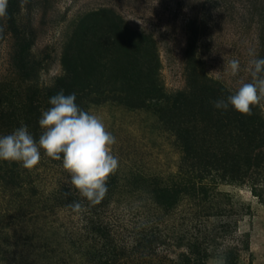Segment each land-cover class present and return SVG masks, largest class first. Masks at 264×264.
<instances>
[{
  "label": "trees",
  "instance_id": "16d2710c",
  "mask_svg": "<svg viewBox=\"0 0 264 264\" xmlns=\"http://www.w3.org/2000/svg\"><path fill=\"white\" fill-rule=\"evenodd\" d=\"M20 2L0 0L2 20L13 39L9 57L14 75L0 80V184L17 190L18 220L46 217L58 207L78 214L63 234L30 233L25 242L35 239L43 252L26 264H205L207 246L179 220L191 216L179 215L176 221L172 209L185 199L208 208L219 182H249L254 189L264 183V106L198 68L193 50L185 88L165 105L178 120L182 153L177 174L172 179L141 172L121 175L113 165L93 162L88 155L93 124L84 100L98 102L101 92L91 96L71 70L50 85L39 84V61L18 22ZM94 25L85 28L83 40ZM260 31L264 39V19ZM131 44L135 57L125 67L126 78L148 85L134 91L122 87L118 97L142 105L153 94L158 56L145 57L139 42ZM70 138L83 142L73 144ZM39 166L59 167L65 174L47 194L36 184ZM135 194L152 203L151 213L131 210L129 198ZM49 221L50 231L54 226ZM236 257L225 252V264H238Z\"/></svg>",
  "mask_w": 264,
  "mask_h": 264
},
{
  "label": "rangeland",
  "instance_id": "374dc122",
  "mask_svg": "<svg viewBox=\"0 0 264 264\" xmlns=\"http://www.w3.org/2000/svg\"><path fill=\"white\" fill-rule=\"evenodd\" d=\"M263 3L21 0L18 22L31 39L32 54L39 61L36 72L40 85H50L71 70L91 96L101 92L98 102L84 100L93 124L88 153L91 161L111 164L121 175L141 172L172 179L181 164L182 151L176 136L178 120L165 105H171L173 95L185 88L187 59L193 50L200 60L198 68L230 88L248 92L264 106V39L259 38ZM89 23L95 25L83 40L81 35ZM12 40L0 9V80L14 77L9 57ZM132 40L139 42L145 57L151 53L158 56L154 60L157 73L152 75L156 80L150 84L153 94L144 95L142 105L123 95L118 97L122 87L134 91L139 85H148L126 78L125 67L135 57ZM54 168L38 167L40 180L36 184L46 194L65 175L59 167ZM3 188L0 184V264L33 261L43 251L39 242L34 244L35 239L31 244L25 242L30 233L55 236L66 226L70 228V220L78 216L58 207L46 217L18 220L17 190ZM217 190L216 197L207 202L208 208L188 199L180 201L172 209L176 216L172 219L191 216L190 220H179L207 246L205 264H225L228 251L236 254L238 264H264V183L254 189L249 182L223 181ZM137 195L129 198L131 210L148 215L152 203ZM49 220L54 226L50 231Z\"/></svg>",
  "mask_w": 264,
  "mask_h": 264
}]
</instances>
